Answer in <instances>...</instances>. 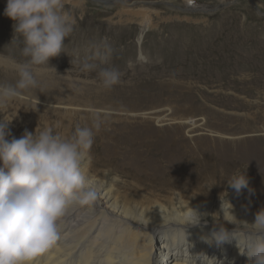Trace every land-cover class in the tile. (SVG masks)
<instances>
[{"label":"rangeland","instance_id":"1","mask_svg":"<svg viewBox=\"0 0 264 264\" xmlns=\"http://www.w3.org/2000/svg\"><path fill=\"white\" fill-rule=\"evenodd\" d=\"M120 2L63 0L74 31L64 53L49 62L55 70L38 73L40 87L21 97L34 102L21 108L29 119L36 116L39 130L52 128L67 139L99 116L103 126L87 162L157 163L150 187L120 179L157 195L169 190L163 180L170 163L178 166L167 173L183 180L195 168L182 172L181 163H264V0ZM6 6L0 0V55L23 61ZM206 6L212 11L193 12ZM102 40L114 48L107 66L123 73L110 91L100 88L96 72L72 64Z\"/></svg>","mask_w":264,"mask_h":264},{"label":"bare ground","instance_id":"2","mask_svg":"<svg viewBox=\"0 0 264 264\" xmlns=\"http://www.w3.org/2000/svg\"><path fill=\"white\" fill-rule=\"evenodd\" d=\"M13 75L11 67L0 64V83L14 84ZM29 100L19 98L0 109V123L5 117L10 123L9 142L20 139L25 131L41 132L39 118L29 119L23 110L33 106ZM156 164L87 162L86 175L97 199L89 208L72 210L63 218L60 240L36 264H248L236 240L217 245L205 238L219 226L234 230L241 241L254 233L244 223L254 224L256 214L264 209V163H181L178 169L182 172L187 165L195 168L184 180L172 176L173 170L167 173L178 164L170 163L163 180L169 190L164 195L120 181L132 178L150 187L146 180L157 171ZM239 173L252 180L244 192L245 201H239L236 192L226 193L231 189L227 181Z\"/></svg>","mask_w":264,"mask_h":264},{"label":"clouds","instance_id":"3","mask_svg":"<svg viewBox=\"0 0 264 264\" xmlns=\"http://www.w3.org/2000/svg\"><path fill=\"white\" fill-rule=\"evenodd\" d=\"M4 15L13 21L12 42H17L24 59L0 55V64L10 66L18 77L14 84L0 83V109L40 87L38 73L55 70L49 62L64 53L65 41L74 31L63 0H7ZM113 55L112 45L102 40L90 45L82 60L73 58L72 64H79L81 72H96L100 88L110 91L123 75L107 66ZM101 125L94 115L90 127L77 126L67 139L47 128L39 134L25 131L9 142L10 123L6 117L0 123V264H36L60 240L63 218L72 210L89 208L97 199L86 167ZM227 183L240 194L249 182L239 174ZM244 224L254 233L243 241L234 230L219 226L205 242L220 245L236 240L248 264H264V209L256 214L254 224Z\"/></svg>","mask_w":264,"mask_h":264},{"label":"water","instance_id":"4","mask_svg":"<svg viewBox=\"0 0 264 264\" xmlns=\"http://www.w3.org/2000/svg\"><path fill=\"white\" fill-rule=\"evenodd\" d=\"M121 0H101V3H105V4H107V3H112V4H114V3H121L120 2ZM235 1H232V2H229V3H227V5H229V4H232V3H234ZM252 5H254L253 3H251ZM224 5H221L220 7L219 6H216L217 8H216V10H218V9H220L221 7H223ZM219 7V8H218ZM212 7L211 6H209V7H205V8H201L200 10H196V11H193V12H195V13H199V12H210V11H212ZM186 12H190V11H192L190 8H187L186 10H185Z\"/></svg>","mask_w":264,"mask_h":264}]
</instances>
